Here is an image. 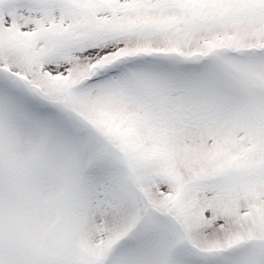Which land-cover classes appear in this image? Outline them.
Masks as SVG:
<instances>
[{"label": "snow or ice", "instance_id": "1", "mask_svg": "<svg viewBox=\"0 0 264 264\" xmlns=\"http://www.w3.org/2000/svg\"><path fill=\"white\" fill-rule=\"evenodd\" d=\"M0 264H264V0H0Z\"/></svg>", "mask_w": 264, "mask_h": 264}]
</instances>
